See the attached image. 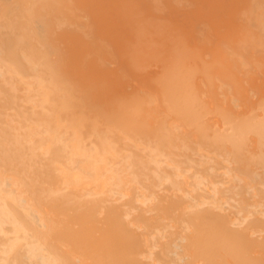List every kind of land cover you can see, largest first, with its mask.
I'll use <instances>...</instances> for the list:
<instances>
[{"label":"bare ground","instance_id":"bare-ground-1","mask_svg":"<svg viewBox=\"0 0 264 264\" xmlns=\"http://www.w3.org/2000/svg\"><path fill=\"white\" fill-rule=\"evenodd\" d=\"M0 264H264V0H0Z\"/></svg>","mask_w":264,"mask_h":264}]
</instances>
